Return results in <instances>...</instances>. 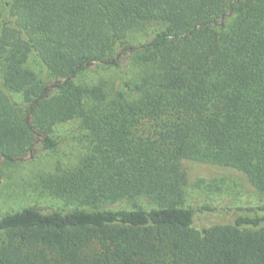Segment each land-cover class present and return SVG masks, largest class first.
Segmentation results:
<instances>
[{
    "label": "trees",
    "instance_id": "16d2710c",
    "mask_svg": "<svg viewBox=\"0 0 264 264\" xmlns=\"http://www.w3.org/2000/svg\"><path fill=\"white\" fill-rule=\"evenodd\" d=\"M148 22L166 29L129 48L140 82L76 83ZM77 119L90 150L46 185L68 209L1 216L0 264H264V206L198 229L187 205L192 163L264 194V0H0V185ZM140 198L156 208L109 209Z\"/></svg>",
    "mask_w": 264,
    "mask_h": 264
},
{
    "label": "rangeland",
    "instance_id": "374dc122",
    "mask_svg": "<svg viewBox=\"0 0 264 264\" xmlns=\"http://www.w3.org/2000/svg\"><path fill=\"white\" fill-rule=\"evenodd\" d=\"M165 29L166 24L161 22L141 24L129 34L119 50V66L91 64L87 71L77 76L76 83L83 86L101 85L109 99L116 97L119 92H126V82L138 83L146 72V68L131 56L129 48L139 47L156 32ZM28 67L44 78L43 68L34 57H31ZM16 99L21 100L19 97ZM87 106L91 108L93 103L88 101ZM54 138L57 146L51 151H43L38 147L32 159L16 164L2 163L0 217L25 207L59 212L68 209L62 200L46 188L47 181L74 170L89 152L91 142L80 119L56 127ZM187 169V205L197 212L195 225L198 229L216 223H232L237 217V209L264 206V194L236 171L197 163L188 164ZM135 207L146 210L156 208L147 198H140L136 202H119L109 209L131 210ZM204 208L217 211L208 213Z\"/></svg>",
    "mask_w": 264,
    "mask_h": 264
}]
</instances>
